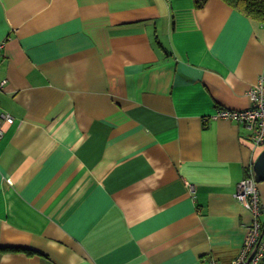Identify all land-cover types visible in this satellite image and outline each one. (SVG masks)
Listing matches in <instances>:
<instances>
[{
	"label": "crops",
	"instance_id": "1",
	"mask_svg": "<svg viewBox=\"0 0 264 264\" xmlns=\"http://www.w3.org/2000/svg\"><path fill=\"white\" fill-rule=\"evenodd\" d=\"M0 42V264L239 255L264 147L214 116L250 105L264 23L224 0H0Z\"/></svg>",
	"mask_w": 264,
	"mask_h": 264
},
{
	"label": "built area",
	"instance_id": "2",
	"mask_svg": "<svg viewBox=\"0 0 264 264\" xmlns=\"http://www.w3.org/2000/svg\"><path fill=\"white\" fill-rule=\"evenodd\" d=\"M4 43L0 42V56ZM6 80L0 81V90L5 87ZM250 105L242 110L220 109L216 117L230 118L240 121L251 131V140L256 146L264 147V76L251 88L249 92ZM4 122L13 123L10 114L0 115V139L4 133ZM250 173L238 184L237 199L252 212L253 218L247 225L239 255L229 264H264V224L260 220L263 212L258 182L255 178L253 166ZM211 264H225L214 260Z\"/></svg>",
	"mask_w": 264,
	"mask_h": 264
},
{
	"label": "trees",
	"instance_id": "3",
	"mask_svg": "<svg viewBox=\"0 0 264 264\" xmlns=\"http://www.w3.org/2000/svg\"><path fill=\"white\" fill-rule=\"evenodd\" d=\"M252 20L264 23V0H224ZM196 7H202L207 0H194Z\"/></svg>",
	"mask_w": 264,
	"mask_h": 264
},
{
	"label": "water",
	"instance_id": "4",
	"mask_svg": "<svg viewBox=\"0 0 264 264\" xmlns=\"http://www.w3.org/2000/svg\"><path fill=\"white\" fill-rule=\"evenodd\" d=\"M253 168L257 182L264 181V150L258 156Z\"/></svg>",
	"mask_w": 264,
	"mask_h": 264
}]
</instances>
